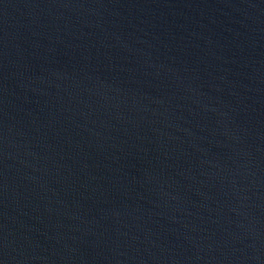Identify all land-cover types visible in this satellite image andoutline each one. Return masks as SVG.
<instances>
[{
    "label": "water",
    "instance_id": "obj_1",
    "mask_svg": "<svg viewBox=\"0 0 264 264\" xmlns=\"http://www.w3.org/2000/svg\"><path fill=\"white\" fill-rule=\"evenodd\" d=\"M0 264H264V0H0Z\"/></svg>",
    "mask_w": 264,
    "mask_h": 264
}]
</instances>
